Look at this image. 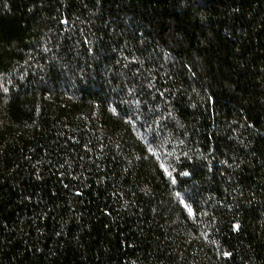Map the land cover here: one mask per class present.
Listing matches in <instances>:
<instances>
[{"label":"trees","instance_id":"trees-1","mask_svg":"<svg viewBox=\"0 0 264 264\" xmlns=\"http://www.w3.org/2000/svg\"><path fill=\"white\" fill-rule=\"evenodd\" d=\"M0 264H264V0H0Z\"/></svg>","mask_w":264,"mask_h":264}]
</instances>
